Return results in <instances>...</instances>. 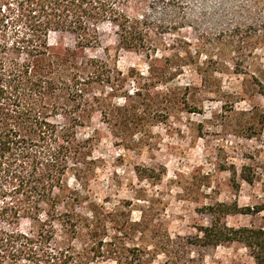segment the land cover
<instances>
[{"label":"rangeland","instance_id":"374dc122","mask_svg":"<svg viewBox=\"0 0 264 264\" xmlns=\"http://www.w3.org/2000/svg\"><path fill=\"white\" fill-rule=\"evenodd\" d=\"M205 1L152 27L148 50L120 48L104 26L86 51L106 62L118 90L108 114L80 130L93 153L87 183L66 176L75 217L52 234L29 221L18 228L39 238L41 255L69 254L54 264H254L241 243L206 245L202 230L215 220L264 228V210L255 211L264 208V0ZM90 92L111 94L98 84ZM124 96L143 113L122 108ZM219 204L251 211L212 212Z\"/></svg>","mask_w":264,"mask_h":264},{"label":"trees","instance_id":"16d2710c","mask_svg":"<svg viewBox=\"0 0 264 264\" xmlns=\"http://www.w3.org/2000/svg\"><path fill=\"white\" fill-rule=\"evenodd\" d=\"M225 1L232 0L221 5ZM193 7L192 0H0V264L70 259L58 250L41 255L39 238L18 228L29 221L52 234L55 222L75 217L66 211L79 203L78 194L66 176L87 183L93 153V137L80 139V130L93 114H108L109 98L118 90L106 62L86 55L99 47L100 29L115 28L122 49L148 50L152 27L171 25L166 18L183 19ZM251 10L231 6L228 11ZM146 12L162 20L154 22ZM94 84L109 87L111 94L93 96ZM130 99L124 96L122 108L130 107L136 117L141 108ZM214 210L251 211L235 204ZM75 227L71 223L74 232ZM202 231L206 245L241 243L254 264H264V228H232L215 220Z\"/></svg>","mask_w":264,"mask_h":264}]
</instances>
